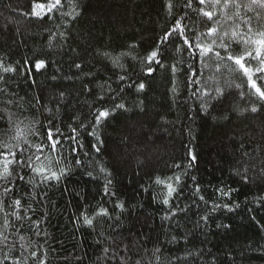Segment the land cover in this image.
Here are the masks:
<instances>
[{
    "label": "trees",
    "instance_id": "obj_1",
    "mask_svg": "<svg viewBox=\"0 0 264 264\" xmlns=\"http://www.w3.org/2000/svg\"><path fill=\"white\" fill-rule=\"evenodd\" d=\"M43 2L45 0H0V60L13 65L19 61L23 65L26 59H48V66L42 72L33 71L30 76L17 75L10 86L21 96L26 93L28 96L38 95L45 102L64 91L66 103L54 116L67 134L66 125L71 122L70 117L76 113L87 114L89 108L84 101L91 102L82 89L87 77L65 78L77 71L70 67L72 61L78 59L71 48H77L82 54L80 58L91 62L89 67L94 73L98 72L101 77L111 76L114 80L111 66L106 68L103 59L94 58L93 50L103 47L100 41L106 42L111 37L110 50L114 56L126 50L122 45L130 43L139 45L134 55H143L170 28L171 18L163 0H79L83 14L70 26L67 46L49 50V30H55V24L63 21L26 15L33 10L34 3ZM185 2L174 0L176 15L179 17L188 12L195 19V13L183 8ZM233 11L235 9H229V14ZM245 12L241 9L242 15ZM185 23L191 25V21ZM175 59L187 60L188 54L181 53L173 58L170 50L166 63L175 62ZM123 63L129 68L135 65L137 71L140 69L138 62L129 57H125ZM201 70V80L215 72L213 68ZM217 79L223 84L224 79L231 77L225 74ZM235 83L242 84V87L228 88L229 100L246 109L249 105L239 96L241 91H247L246 81L237 78ZM174 86L179 90L178 96L171 91ZM194 87L187 85L183 72L173 78L167 66L160 68L146 80L144 93L138 96L130 93L124 97L130 111H118L98 129L105 141L98 158L112 171V190L127 207L121 221L112 222L113 228L105 231L116 237L118 243L135 244L133 252L140 249V256L144 255L146 248L150 257L151 250L158 246L165 261L171 260L172 264H264V201L255 199L264 197V178L250 170L248 175L254 177L253 182L244 183L236 174L237 169L243 171L237 161L244 148L249 152L258 148V158H264V111L232 113L227 121L213 118L219 117V112L197 115L195 99L190 96ZM141 101L143 104L137 107ZM24 115L46 122L48 114L33 111ZM161 116L172 123L164 124ZM89 141L95 143L92 137L83 140L86 145ZM189 150L197 159L187 169L188 175L182 177L188 185L185 197L176 201L181 206L190 205L189 210L179 212L171 221H162L163 206L158 195L161 188L152 184V178L158 174H171L168 165L174 161L186 167L190 159ZM91 158L96 159L97 154L92 152ZM244 160L250 169L252 164L259 167L258 160L249 161L246 157ZM138 161H143V164H138ZM191 176L197 178L195 182ZM102 183L103 177L96 181L84 174L83 169H77L48 190V199L40 210L46 215L42 224L46 237L38 238L28 233L36 242L34 247L46 253L47 264H97L100 254L97 241L102 239L97 234L100 229L93 231L80 226L74 214L82 204L95 207L102 193ZM196 184L201 190L199 195L205 197L204 201L188 194L195 190ZM217 188L238 191L232 192V200L229 201L219 195ZM224 203H231L234 210L214 207ZM108 207H112L111 203ZM204 215L208 216L207 221L200 219ZM173 236L177 239L173 240ZM41 245L42 248L39 247ZM188 253L194 255L186 261L175 259ZM2 255L0 253V258ZM136 258L133 255V259ZM28 264H38V261L30 260Z\"/></svg>",
    "mask_w": 264,
    "mask_h": 264
},
{
    "label": "snow or ice",
    "instance_id": "obj_2",
    "mask_svg": "<svg viewBox=\"0 0 264 264\" xmlns=\"http://www.w3.org/2000/svg\"><path fill=\"white\" fill-rule=\"evenodd\" d=\"M163 3L171 18V26L145 54L134 55L139 45L130 43L122 45L126 50L114 56L110 50L111 37L106 42L101 40L103 47L98 46L93 50L94 58L103 59L106 68L111 66L114 80L111 76L101 77L98 72L94 73L93 68L89 67L91 62L81 59L82 54L77 48H71L78 59L73 60L70 67L77 71L65 78L87 77L82 89L91 98V102L84 101L89 108L87 114L76 113L70 117L71 122L66 125L67 134L54 116L66 103L64 91H59L51 101L45 102L38 95L28 96L26 93L21 96L10 86L17 75L30 76L33 71L42 72L48 66V59H26L23 65L19 61L13 65L0 60V253L3 254L0 264H28L30 260L47 264L44 258L46 253L34 247L36 242L28 233L38 238L46 237L42 229L46 215L40 210L48 199V190L77 169H83L84 174L96 181L103 177L102 193L95 207L85 203L74 214L75 221L80 226L93 231L100 229L97 234L102 239L97 241L100 248L97 264H153V260L155 264H172L171 260L165 261L158 246L151 250L150 257L146 248L144 255L140 256V249L133 252L135 244L129 246L126 242L118 243L116 237L105 231L113 228L112 222L121 221L127 207L112 190V171L98 158L105 143L98 129L118 111H130L124 97L130 93L137 96L144 93L146 80L166 66L173 78L177 73L183 72L187 85L195 86L191 89L190 96L195 99L197 115L219 112V117L213 118L227 121L231 119L232 113L250 110L255 114L264 111V0H247L246 3L242 0H186L183 8L195 13V19L188 12L178 17L174 11L177 7L174 0H163ZM229 9L235 11L229 14ZM241 9L246 10L243 15ZM82 14L79 0H45L43 3H34L33 10L26 13L38 19L63 21L55 24V30H49V50L67 46L69 28ZM185 21H191V25ZM225 24L228 26L225 27ZM170 50L173 58L187 53L188 59H175V62L166 63ZM125 57L137 61L139 71L135 65L130 68L126 66L123 63ZM208 68L215 69L213 75L204 80L199 79L203 75L201 69ZM116 69L119 71H115ZM225 74L231 79H224L221 84L217 77H224ZM237 78L242 79V82L246 81L247 91L239 93L240 99L249 105L246 109H241L238 103L233 104L229 100L228 88L242 87V84L235 83ZM173 84L175 85V79ZM171 91L179 95L177 87L174 86ZM49 103L52 104L51 107L48 106ZM142 104L143 101L137 107ZM33 111L40 112L41 115L47 113L46 122L29 119L24 115ZM141 111H144L142 107ZM160 119L164 124L172 123L163 116ZM87 137H92L95 143L89 141L86 145L83 140ZM147 138L151 139V136ZM240 146L243 148V142ZM92 152L97 154L96 159L91 158ZM258 152V148L251 152L244 148L241 152L237 162L241 164L243 171L237 169L236 174L244 183L253 182L254 177L250 178L248 175L250 170L264 178V158H258ZM188 155L190 159L186 167L174 161L168 165L172 170L171 174H158L152 178V184L161 188L158 195L159 203L163 206L162 221H171L179 212L186 213L189 210L190 205L181 206L176 203L185 197L188 189L182 177L188 175L187 169L197 159L191 150ZM245 157L249 161L258 160L259 167L252 164L250 169ZM138 164H143V161H138ZM196 179L191 176L192 181L195 182ZM200 191L196 184L195 190L188 194L204 201L205 197L199 195ZM233 191L238 189L217 188L219 195L227 197L229 201L232 200ZM153 199L156 200L157 197L154 196ZM255 199L264 201V197ZM109 203L111 208L108 207ZM214 207L234 210L231 203L217 204ZM200 219L207 221L208 216H201ZM172 239L177 238L173 236ZM133 255L138 258L134 260ZM192 255L194 253H188L175 259L186 261Z\"/></svg>",
    "mask_w": 264,
    "mask_h": 264
}]
</instances>
